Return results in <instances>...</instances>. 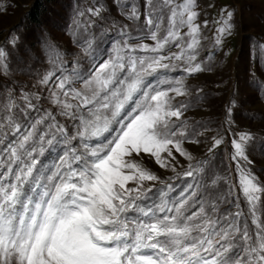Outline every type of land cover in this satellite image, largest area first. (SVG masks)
Masks as SVG:
<instances>
[{
    "label": "snow or ice",
    "instance_id": "6c2138e0",
    "mask_svg": "<svg viewBox=\"0 0 264 264\" xmlns=\"http://www.w3.org/2000/svg\"><path fill=\"white\" fill-rule=\"evenodd\" d=\"M147 6V35L139 37L140 43L128 38L114 43L110 56L86 77L76 68L56 76L51 103L60 115L79 119L75 136H67L55 115L46 112L26 134L0 150V264H264V223L256 209L264 188L239 163L247 160L250 134L232 141V159L237 161L239 188L250 206L254 230L241 220L238 203L236 212L223 214L218 206L223 197L201 198L199 182L187 185L175 200L163 198L149 208L140 204L152 191L145 182L159 177L134 157L149 154L161 168H168V158L175 159L173 150L191 161L182 145L199 143L181 121L188 105L174 103L176 97L187 95L183 78L169 79L164 73L177 68L188 75L205 70L195 63L200 31L194 23L195 0H147ZM89 12L99 16L101 9ZM231 15L227 13L229 19ZM129 19H139L135 7ZM184 27L187 32L181 34ZM217 31L216 44H221L231 34V24L225 21ZM145 39L153 43H144ZM172 46L178 51H168ZM4 55L0 49V58ZM58 61L57 53L52 63ZM53 76L49 72L41 83ZM77 82L79 88L74 87ZM129 104L131 110L125 111ZM84 109L87 116L78 117ZM46 121H51L52 138L40 134L39 141L52 145L59 134L66 147L53 167L41 173L34 153H42L43 147L38 150L33 143L37 126ZM10 126L20 132L19 125ZM105 133L111 138L95 145L87 142ZM77 138L83 151L71 146ZM222 142L213 137L209 152ZM202 171L199 162L189 163L183 175L196 180ZM161 196L166 197L163 190Z\"/></svg>",
    "mask_w": 264,
    "mask_h": 264
},
{
    "label": "rangeland",
    "instance_id": "374dc122",
    "mask_svg": "<svg viewBox=\"0 0 264 264\" xmlns=\"http://www.w3.org/2000/svg\"><path fill=\"white\" fill-rule=\"evenodd\" d=\"M36 2L41 7L33 19L30 13ZM133 7L139 19H129ZM95 8L101 9L99 16L89 12ZM148 11L147 0H0V49L5 53L0 58V150L26 134L46 112L55 115L56 122L65 127L67 136H75L79 119L60 115L59 109L51 103L56 76L69 74L76 68L86 77L94 66L110 56L114 43L125 38L133 44L140 43L139 37L147 35L145 14ZM195 11L198 15L194 23L200 29L195 63H200L205 70L188 75L177 68L164 75L169 79L183 78L187 95L176 97L174 103L188 105L182 110L181 121L186 122L193 133L191 138L199 143L185 141L182 145L192 156L191 161L173 150L175 159L168 158V168H161L149 154L134 157L159 177V181L145 182V187L152 191L140 204L149 208L163 198L175 200L187 185L199 182L201 198L220 200L223 197L218 205L223 214L236 212L238 203L243 213L241 220H247L254 230L250 206L239 188L232 141H239L242 133L250 134L245 148L247 160L240 159L239 163L264 188V0H195ZM167 15L165 9L164 27H167ZM225 21L231 24V34L225 35L221 44H216L217 30ZM180 31L183 34L187 28ZM187 39L184 37L185 41ZM143 42L153 43L150 39ZM168 51L178 49L172 46ZM57 53L59 61L54 65L52 59ZM164 54L167 55V51ZM49 72H54L55 76L47 84L41 83ZM74 87L79 88L80 83ZM24 96L28 100L23 99ZM29 103L34 107L29 108ZM131 107L129 104L125 111H130ZM80 115L87 116V110L77 113L78 117ZM49 123L51 121L37 126L33 143L38 150L43 147L42 153H34L41 173L53 167L66 147L59 134L52 145L39 141L40 134L52 138ZM10 125H19L20 132H14ZM213 137L222 138L223 142L210 153ZM105 138L110 139L111 135L105 133L87 142L95 145ZM70 143L83 151L79 138ZM198 162L203 171L196 180L185 177L183 173L189 169V163L196 165ZM213 180H217L214 185ZM161 190L166 197L161 196ZM258 195L257 216L264 223V192ZM194 210L195 206L189 211Z\"/></svg>",
    "mask_w": 264,
    "mask_h": 264
},
{
    "label": "trees",
    "instance_id": "16d2710c",
    "mask_svg": "<svg viewBox=\"0 0 264 264\" xmlns=\"http://www.w3.org/2000/svg\"><path fill=\"white\" fill-rule=\"evenodd\" d=\"M40 7H41V6H40L39 2H38V3L36 2L35 6L33 7V9L31 10V13H30V16H31L33 19L35 18V16L38 15V13H39V8H40Z\"/></svg>",
    "mask_w": 264,
    "mask_h": 264
}]
</instances>
